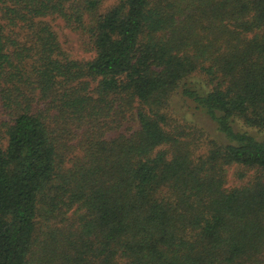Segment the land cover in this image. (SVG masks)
<instances>
[{
  "label": "trees",
  "instance_id": "trees-1",
  "mask_svg": "<svg viewBox=\"0 0 264 264\" xmlns=\"http://www.w3.org/2000/svg\"><path fill=\"white\" fill-rule=\"evenodd\" d=\"M100 5L0 0V264H264V0Z\"/></svg>",
  "mask_w": 264,
  "mask_h": 264
},
{
  "label": "rangeland",
  "instance_id": "rangeland-1",
  "mask_svg": "<svg viewBox=\"0 0 264 264\" xmlns=\"http://www.w3.org/2000/svg\"><path fill=\"white\" fill-rule=\"evenodd\" d=\"M117 0H101V5L99 7L100 12L114 4ZM54 30L57 33L58 40L61 46L69 52L71 57L75 59H89L91 57L90 53H86L84 48V41L82 38L77 36L75 33L67 28H64L62 22H57L54 24ZM172 108L174 114L177 116H182L184 119L193 122L201 127H203L212 137L223 140V137L218 135L215 131L214 123L211 122L204 114L200 113L198 110L194 109V106L190 102H185L178 97H175L172 101ZM240 126H236V130H241ZM250 132V131H249ZM257 138L263 140L264 136L255 134ZM231 174V172H230Z\"/></svg>",
  "mask_w": 264,
  "mask_h": 264
}]
</instances>
